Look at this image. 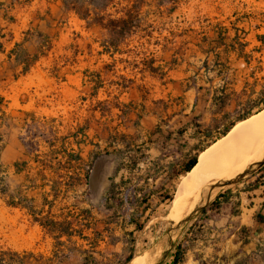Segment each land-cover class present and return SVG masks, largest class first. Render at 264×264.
Here are the masks:
<instances>
[{
  "label": "rangeland",
  "instance_id": "374dc122",
  "mask_svg": "<svg viewBox=\"0 0 264 264\" xmlns=\"http://www.w3.org/2000/svg\"><path fill=\"white\" fill-rule=\"evenodd\" d=\"M0 1L3 2L0 11L3 48L0 52V97L3 99L0 103V177L10 191L28 175L39 185H46L24 191V195L37 203L45 197L51 200L48 193L55 169L60 168L64 173L65 170L73 172L77 167L66 163L64 156L79 154L89 162L98 153L99 157L92 161L89 178L92 207L81 195L84 187H79L76 193L57 199L54 214L65 208L62 211L74 220L80 218L77 214L81 208L91 207L97 229L102 230L112 210L103 208L101 196L115 168L121 166L114 181L122 184V191L136 189L139 196L147 199L148 210L141 219L143 227L133 234L134 257L143 253L147 257L149 252L161 247V254L151 264H170L179 247L182 253L179 264H230L233 260L235 264H262L264 239H251L250 228L239 227V220L227 223L225 228L215 226L213 221L220 214L236 213L240 200L246 203L245 196L240 197L239 193L262 182L264 161L251 164L249 174L238 181L218 185L209 197L196 200L192 209L199 212L179 229L169 231L191 211L181 215V205L195 201L187 195L173 209L177 185L185 175L180 169L189 156L200 153L192 150L193 147L206 149L209 146L203 139L206 129L214 136L222 125L245 112L264 91V45L255 38L257 34H264V0H182L170 16L166 15L169 6L157 8L160 0H145L140 10L142 27L152 25L163 30L160 34L154 32L156 39L149 44L134 39L123 49L144 52L146 57L155 59V66L164 69L176 57L179 66L167 72L165 85L148 75L140 80L134 63H141L143 55L138 58L98 55L102 51L99 32L86 31L84 23L73 14H66L59 1ZM216 23L227 27L234 23L246 31L237 41L246 43L244 55L219 47L210 54L209 70H205L202 66L205 56L197 45L202 35L211 34L208 30ZM42 40L50 42V51L23 75L14 56L7 55L15 44L19 47L13 53L20 59L23 53L32 55ZM245 58L250 59L248 66ZM97 74L103 79V87L93 97L91 87ZM121 76L134 81L130 89L118 96L121 104L130 105L121 107L128 112L125 118L119 116L117 108L109 112V105H97L102 101L113 102L118 90L111 82L122 83ZM224 82L227 83L224 91L232 100L223 112L225 117L214 113L207 95ZM142 84L148 89L145 101L141 98L144 94L136 88ZM187 86L191 89L184 91ZM237 95L239 106L235 103ZM262 108H254L250 116ZM36 156L45 168L34 162ZM15 161L27 162V170L21 175L13 174ZM133 161H138V165L131 169ZM39 171L46 180H41ZM216 197L219 200L213 205ZM227 199L231 201L222 204ZM78 222L75 220L76 227ZM132 230V226L126 229ZM85 234L91 235V232ZM121 236L116 226L118 243L109 246L106 240L100 241L90 255L77 252L59 264H123L128 238ZM73 241L79 252L89 249L85 242L77 238ZM0 247L33 250L49 257L52 241L23 211L7 207L0 198ZM256 247L262 251L259 257L252 252Z\"/></svg>",
  "mask_w": 264,
  "mask_h": 264
},
{
  "label": "trees",
  "instance_id": "16d2710c",
  "mask_svg": "<svg viewBox=\"0 0 264 264\" xmlns=\"http://www.w3.org/2000/svg\"><path fill=\"white\" fill-rule=\"evenodd\" d=\"M55 1L61 3L66 14H73L78 20L82 21L84 23L83 28L86 31L97 30L99 32V43L102 47V51L98 52V55H108L110 58H113L115 55H132L134 58L143 55L141 63H134V69H138L141 75L140 80H143L145 75H148L152 79H158L162 85H165L166 81L164 78L167 75V72L172 71L176 66H179L177 59H175L176 57H174L172 65H169L164 69L161 66H155V59L153 57H146V53L144 52L134 50L125 51L123 49L124 47H127L129 41L134 39L149 44L152 39H156L153 36V33L158 32V34H160V31L163 30L161 28H159V30L154 29L152 25L142 27L140 10L143 5L146 4L145 0ZM181 1L182 0H160L157 3V8L160 9L162 6H169V9L166 10V15L170 16ZM208 31L211 34L202 35V38L197 45L199 51L205 56V59L202 62V66L205 70H209L208 58L210 54L216 51L219 47L223 46L226 49L237 50L239 56L244 55L243 49L246 46V43L237 42L246 35V31L243 28L236 27L234 23H231L229 27L223 25V23H216L212 25ZM173 36L174 35L171 37ZM255 38L258 42L264 45V34H257ZM45 39H47V37H45ZM228 40L229 42H227ZM18 47L19 44H15L7 57L11 58L14 56L17 66L22 67L21 73L25 75L30 71L39 58L47 56L48 51L51 49V44L44 40L40 41L37 51L32 55L23 53L24 57H22V59L13 53ZM236 47H239V49H236ZM2 50V44L0 43V52H2ZM244 63L248 66L250 59L245 58ZM110 71L113 72V69H110ZM95 76L96 80L91 87V96L93 97L96 96L98 90L103 87V79L101 78V75L97 74ZM120 79L122 80V83L111 82V86H116V89L118 90V94L113 97V102L109 103L108 101H102L97 102V105H109L107 109L109 112L112 108H117L121 113L119 116L125 118L128 115V112L122 111L121 107L127 108L130 105L121 104L118 101V96L130 89L134 81L131 79H125L122 76ZM169 82L173 81L169 80ZM226 84L227 83L224 82L220 87L214 88L212 92H207V95L210 96V106L214 109V113H222L223 117L226 116V113H223L224 110L232 101L230 96L224 91ZM136 88L140 93L144 94L141 98L142 101H145V94L148 89L145 88L143 84L138 85ZM189 89H191V87L187 86L184 91H188ZM198 90L200 91L201 88H198ZM235 100L236 106H239V95L236 96ZM2 101L3 99L0 97V103ZM196 103L197 97L194 99V105H196ZM260 106L264 108V91L260 93L257 99L253 100L252 105L249 106L245 112L236 115L231 121L222 125L214 136L210 134V130L206 129L203 135L205 144L210 145L220 139L236 122L246 119L250 116V113L254 108ZM138 119L141 118L138 117ZM200 127L201 126L198 125V128ZM34 144L37 145L38 142H35ZM194 148L195 147H193L192 150H196L198 153L203 151L205 147ZM98 157L99 154L96 153L89 162H86L79 154L65 155L64 158L66 163L77 165L75 171L68 172L65 170L64 173H62L60 172L62 169H55L53 174L54 177L50 185V192L48 193V196H51L52 199L48 200L45 197L40 203H37L34 198L26 197L24 191L38 189L46 184L39 185L36 179H30L28 175H25L24 181L10 191L4 178L0 177V198L4 204L9 208L23 211L29 217L31 223L36 224L43 232V235L52 241V249L49 257H45L41 253H35L33 250L16 251L8 247H0V264H59L77 252L78 254L90 255L100 241L106 240V243L109 246H113L120 241L119 237H115L116 226H118L119 230L122 232L121 237L128 238L126 241L128 247L125 249L128 253L124 258L123 264L129 263L132 258H134L135 243L133 240V234L135 231H140L143 227L141 219L148 210L147 199L139 196V191L136 189H126L122 191V184L114 181L117 173L122 168L121 166H117L110 184L103 191L101 196L103 208L105 210H112V216L104 222L105 227L102 230H98L97 225L95 224L96 220L93 218L91 210V193L89 189L92 161ZM54 158L56 157H53L52 159ZM34 162L43 165L44 168L46 167L43 161H40L37 156L34 158ZM196 162L197 154L189 156L187 161L182 165L180 173H188L194 167ZM131 164V169L136 168L138 161H133ZM58 165H61V163ZM12 167L14 175H21L27 170V162L15 161L13 162ZM180 173L178 172L174 174V177L178 176ZM38 174L41 176L42 181L46 180L44 175H41L42 173L40 171ZM79 187H84V191L81 195L87 199V202L91 207L81 208L79 214H77L80 218H75L74 220L71 219L72 215L62 211L65 208H60L61 212L57 215L54 214L53 208L55 207L57 199H65L70 192L76 193ZM218 200L219 197H216L212 204L217 205ZM74 206L75 205L72 207ZM81 219H83L82 222H85L86 224L80 223ZM256 219L259 222H264V218L259 215H256ZM75 220H79V225L77 227L75 226ZM130 226L133 227V230L126 231ZM86 231L91 232V235H86ZM73 238L85 242L86 245L89 246V249L80 252L76 250V241H73ZM181 254L180 248L178 247L172 256L170 264L181 263ZM261 260L264 262V256L261 257Z\"/></svg>",
  "mask_w": 264,
  "mask_h": 264
},
{
  "label": "bare ground",
  "instance_id": "6f19581e",
  "mask_svg": "<svg viewBox=\"0 0 264 264\" xmlns=\"http://www.w3.org/2000/svg\"><path fill=\"white\" fill-rule=\"evenodd\" d=\"M263 154L264 108L236 122L224 136L198 154L194 167L181 178L177 185L173 209L185 200L182 198L190 195L189 197L195 201H188L181 205V215H185L196 200L205 198L209 183H226L261 159ZM159 254H161V247L156 249L149 263L153 262ZM146 258V253H143L132 258L127 264H145Z\"/></svg>",
  "mask_w": 264,
  "mask_h": 264
},
{
  "label": "crops",
  "instance_id": "0c3cea01",
  "mask_svg": "<svg viewBox=\"0 0 264 264\" xmlns=\"http://www.w3.org/2000/svg\"><path fill=\"white\" fill-rule=\"evenodd\" d=\"M2 6L3 2L0 1V11ZM261 180L262 182H260L257 186L253 184L245 192L239 193L240 197L242 195L245 196L246 203L244 204L243 201L240 200L239 210L236 213L228 212L226 215L220 214V217L214 219V225L225 228L227 223L234 220H239V227H244L245 230H249L250 228L251 239L254 237L264 239V222H259L256 219V215L264 218V175L261 177ZM229 201H231V199H227L222 204L227 205ZM243 215H246L244 219L241 218ZM252 252L258 256L262 251L256 247ZM233 261H229V263L231 264ZM261 262L262 264L264 263L262 260ZM235 263L236 262L234 261L233 264Z\"/></svg>",
  "mask_w": 264,
  "mask_h": 264
},
{
  "label": "water",
  "instance_id": "95a60500",
  "mask_svg": "<svg viewBox=\"0 0 264 264\" xmlns=\"http://www.w3.org/2000/svg\"><path fill=\"white\" fill-rule=\"evenodd\" d=\"M264 154L262 155V159H259L258 161H256V162H254V163H256V164H260V163H262L263 161H264ZM250 167H251V165H250ZM250 167L248 166L247 168H245L243 171H241L236 177H234L233 179H231V180H228L226 183H224V184H228V183H230V182H232V180H234L235 182L236 181H238L242 176H245V175H247V174H249L248 172H249V169H250ZM218 185H222V184H220V183H218V182H216V183H212V184H209L208 186H207V190H208V195H205V196H207V197H209L210 195H211V193L213 192V190L216 188V186H218ZM206 190V191H207ZM199 212V209H192L191 208V211L185 216V218L182 220V221H180V222H178V223H176L171 229H170V233H172L174 230H176V229H179L181 226H183L184 224H186L188 221H190L197 213ZM154 252H155V249L153 250V251H151V252H149L148 253V255H147V260H146V262H145V264H151V262L149 263V261L151 260V258H152V256H153V254H154ZM161 259H163V257L161 258ZM160 259V260H161Z\"/></svg>",
  "mask_w": 264,
  "mask_h": 264
}]
</instances>
